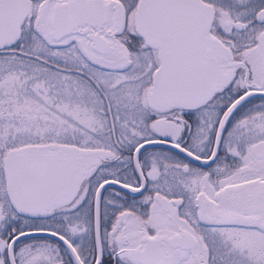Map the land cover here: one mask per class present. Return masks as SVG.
<instances>
[{"label": "snow or ice", "instance_id": "obj_1", "mask_svg": "<svg viewBox=\"0 0 264 264\" xmlns=\"http://www.w3.org/2000/svg\"><path fill=\"white\" fill-rule=\"evenodd\" d=\"M0 264H264V0H0Z\"/></svg>", "mask_w": 264, "mask_h": 264}]
</instances>
